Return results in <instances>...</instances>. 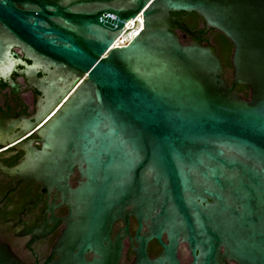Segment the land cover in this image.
<instances>
[{"label":"water","instance_id":"obj_1","mask_svg":"<svg viewBox=\"0 0 264 264\" xmlns=\"http://www.w3.org/2000/svg\"><path fill=\"white\" fill-rule=\"evenodd\" d=\"M143 9L139 34L104 55ZM180 12L231 44L230 82ZM16 67L49 115L41 148L3 171L62 191L58 264H119L112 227L130 217L134 264H181L183 247L191 264H264V0H0V78L11 87ZM7 136L2 145L17 139ZM74 169L82 181L71 188ZM0 264L25 263L0 241Z\"/></svg>","mask_w":264,"mask_h":264},{"label":"flooded vegetation","instance_id":"obj_2","mask_svg":"<svg viewBox=\"0 0 264 264\" xmlns=\"http://www.w3.org/2000/svg\"><path fill=\"white\" fill-rule=\"evenodd\" d=\"M194 20L190 16H183L181 19L189 29ZM197 29H202L201 24ZM208 31L211 32L199 36L197 40L214 45V30ZM184 42H189V39H185ZM231 52L232 46L228 57L229 65H226L216 48V55L229 82L232 77ZM12 53L16 58L30 63L21 49L13 48ZM36 76L44 77L43 71H39ZM10 78L15 87H11L7 80L0 78V133L5 134L0 136V241L7 244L25 264H58L64 254L59 247V240L66 228L65 218L69 212L68 206L62 201V191L34 179L20 180L18 174L11 176L3 171V168H13L22 161L27 148L37 150L41 148L42 142L37 131L49 115L46 112L38 113L40 106L44 104L41 102L42 93L27 82L21 67H16ZM240 87L243 86H237L235 91L240 93L238 91ZM7 134L11 139H17L10 144L2 145L8 138ZM81 181L74 169L70 175L69 186L74 188ZM137 229L138 225L133 217L129 218L127 227L121 220L113 225L111 239L118 234L123 236L119 264H134L135 254L131 244L136 246L133 239ZM145 232L146 228L143 227L141 235ZM146 251L148 257L153 259L161 254L162 248L157 241L152 240L148 242ZM92 257L93 253L84 255L86 260H91ZM179 260L181 264H191L192 259L185 247L179 251Z\"/></svg>","mask_w":264,"mask_h":264},{"label":"trees","instance_id":"obj_3","mask_svg":"<svg viewBox=\"0 0 264 264\" xmlns=\"http://www.w3.org/2000/svg\"><path fill=\"white\" fill-rule=\"evenodd\" d=\"M172 15L174 16H178L180 17L181 19L183 18V16H190V17H193L195 20L193 22V25L190 26V30L192 31H199L200 33V36H203L205 35L206 33L208 32H211V31H208L206 30L205 27H202V29H197V26L200 25L202 23V19L201 17H199L197 14L195 13H190V14H187V13H184V12H180V13H172ZM214 34H215V37L213 38L214 39V45L216 46L217 48V52L219 54V56L222 58L223 61L226 62V65L228 64L229 65V60H228V57H229V53H230V50H231V44L228 42V40L222 36L220 33H217L215 31H213ZM238 91L244 96V97H247L248 96V92L246 91V88L245 87H240L238 88Z\"/></svg>","mask_w":264,"mask_h":264},{"label":"built area","instance_id":"obj_4","mask_svg":"<svg viewBox=\"0 0 264 264\" xmlns=\"http://www.w3.org/2000/svg\"><path fill=\"white\" fill-rule=\"evenodd\" d=\"M143 10H141L134 18L129 19L125 22L123 31L114 40L112 45L107 49L104 55L114 47H120L126 45L134 36L139 34L143 28Z\"/></svg>","mask_w":264,"mask_h":264}]
</instances>
